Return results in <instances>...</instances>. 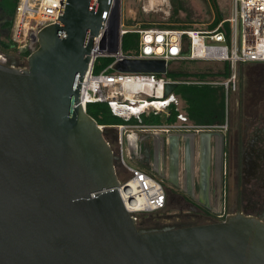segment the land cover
<instances>
[{
  "label": "water",
  "instance_id": "1",
  "mask_svg": "<svg viewBox=\"0 0 264 264\" xmlns=\"http://www.w3.org/2000/svg\"><path fill=\"white\" fill-rule=\"evenodd\" d=\"M110 3L63 0L27 68L0 51V264H264L258 219L144 229L126 208L120 189L131 185L107 139L116 128H100L80 102ZM140 9L124 0L126 27ZM119 71L160 73L165 63L126 61Z\"/></svg>",
  "mask_w": 264,
  "mask_h": 264
},
{
  "label": "built area",
  "instance_id": "2",
  "mask_svg": "<svg viewBox=\"0 0 264 264\" xmlns=\"http://www.w3.org/2000/svg\"><path fill=\"white\" fill-rule=\"evenodd\" d=\"M156 1L141 0V13L150 15L155 10ZM162 1L164 8L169 0ZM62 3L63 0H19L11 33L12 48L27 52L28 56L25 57L28 59L38 49L41 30L58 20ZM214 8L217 10V7ZM220 17L222 20L217 26L210 28V25L208 30L164 25L145 28L140 23L126 27L124 0H111L107 20L94 38L91 62L80 91V102L86 111L89 104L105 103L114 116L126 122L125 125L112 126L116 128L118 138H114V134L110 135L118 145L117 162L131 176L128 181L131 187H122L121 196L126 208L135 214L138 222L142 214L166 209L167 191L162 181L129 165L124 135L138 130L153 133L227 132L230 125L227 105L232 94L240 91L241 67L245 64H264V0H231L230 15L227 18L216 17L213 24ZM128 34L139 36L138 49L131 54L123 49V38ZM103 59H111L112 62L96 72L97 64ZM126 61H162L165 71H119ZM187 62L221 64L223 70L196 76L179 68ZM226 66L229 68L228 75L224 71ZM168 85H175L176 88L210 86L223 89L225 124H195L182 108L184 102L175 90L169 95L165 94ZM134 109L139 111L136 113ZM150 115L164 117L166 121L145 125L144 116ZM133 120L135 123H131ZM105 127L100 125L102 129ZM132 196L134 199H131Z\"/></svg>",
  "mask_w": 264,
  "mask_h": 264
},
{
  "label": "crops",
  "instance_id": "3",
  "mask_svg": "<svg viewBox=\"0 0 264 264\" xmlns=\"http://www.w3.org/2000/svg\"><path fill=\"white\" fill-rule=\"evenodd\" d=\"M229 138L225 131L138 130L124 135V146L129 165L163 182L167 191L166 208L173 215L190 212L215 215L224 210L225 202L213 168L219 161L218 151Z\"/></svg>",
  "mask_w": 264,
  "mask_h": 264
},
{
  "label": "flooded vegetation",
  "instance_id": "4",
  "mask_svg": "<svg viewBox=\"0 0 264 264\" xmlns=\"http://www.w3.org/2000/svg\"><path fill=\"white\" fill-rule=\"evenodd\" d=\"M243 84L241 81L240 95ZM240 107V106H239ZM236 123H230V138L218 151L217 180L221 183L225 208L215 215L190 212L176 215L177 228L214 224L231 216L243 215L264 222V112L254 104ZM165 226L145 221L141 228L161 229Z\"/></svg>",
  "mask_w": 264,
  "mask_h": 264
},
{
  "label": "rangeland",
  "instance_id": "5",
  "mask_svg": "<svg viewBox=\"0 0 264 264\" xmlns=\"http://www.w3.org/2000/svg\"><path fill=\"white\" fill-rule=\"evenodd\" d=\"M162 2H163L162 0H160V2L159 0L156 1L157 5L155 7V10L150 15H146L143 12L141 13V9H140L138 23H140L142 27L147 28V27L164 25V26H180L179 28L189 27V28L208 30L210 25L211 27L213 26V22L216 17L223 16L224 18H227L231 12V0H217L218 12L213 7L212 0H207L209 8H207L204 5V3L202 4L201 0H179L176 3L177 5L172 4V0H169L164 8L161 5ZM207 20H209V23H206ZM1 21H2V17H0V41L12 45L11 33L13 26L8 31L7 37L9 38L6 39L4 37L7 31L3 26H1ZM7 50L10 51L7 52ZM0 51L6 54L7 56H15L22 58L23 59L22 67L27 66L26 62H28V59L25 57L24 51L22 50L20 51L17 48H12V46L7 49H4L2 46H0ZM20 52H23V54ZM245 65H246L245 68L251 66V69L249 70H253L258 77L256 81H254V86L256 90L261 89L262 91H259V95L256 96L257 97L256 102L259 110L261 112H264V87H263L264 64L262 65L245 64ZM179 68L191 72L192 75L196 74V76H201L202 73L222 72L223 70L221 64L203 63V62H187V63H183L181 66H179ZM244 70L246 72L248 71V69H244ZM240 72L241 73L243 72L242 67L240 69ZM239 92L232 94V96L230 97V102L227 105L228 113L230 116V123L232 121H233L232 123H236V119H237L236 117L239 111V104L241 102L240 100L241 95ZM248 98L249 97L247 96V99ZM181 106L185 110V103ZM131 123H135V120H133ZM107 139L111 143L112 149L116 155L118 149V145L116 141L113 140L110 134L107 136ZM116 166L120 180L124 182H128L131 179V176L125 172L126 170L118 162ZM141 216H144L146 218V221L160 226H170L179 222L177 216L173 215L171 211L168 210V208L155 213L142 214Z\"/></svg>",
  "mask_w": 264,
  "mask_h": 264
},
{
  "label": "trees",
  "instance_id": "6",
  "mask_svg": "<svg viewBox=\"0 0 264 264\" xmlns=\"http://www.w3.org/2000/svg\"><path fill=\"white\" fill-rule=\"evenodd\" d=\"M179 0H172V4ZM19 0H0V17H2L3 27L7 33L4 38L8 39V31L11 29L15 19L16 7ZM214 7H217V0H212ZM222 20V17L216 20L211 28L217 26ZM170 28H179L180 26H167ZM139 36L136 34H128L123 38V49L127 54H131L138 49ZM0 46L4 49L11 47L9 43L0 42ZM10 50H7V52ZM28 55L27 52L24 53ZM112 62L111 59L101 60L96 67V72H100L104 66L109 65ZM262 65V64H257ZM246 65L242 66L243 72L241 73L243 90L240 96V104L238 116L240 117L249 112V109L257 104L256 99L261 89H255L254 81L258 78L256 73L251 69V66L245 68ZM244 69H248L246 72ZM225 75H228V66L224 69ZM246 87V89H245ZM264 87V86H263ZM175 93L181 97L185 103V110L187 111L190 119L197 125L203 126H222L226 122V103L225 94L223 89L214 87H197V86H179L175 89ZM249 97L247 99V96ZM256 97V98H255ZM255 98V99H254ZM87 113L94 118L99 125L112 127L125 125L126 122L113 115L110 107L105 103L89 104L87 107ZM166 121L164 117L155 115L144 116L143 123L145 125L162 124ZM233 122V121H232ZM146 218L140 216V224H144Z\"/></svg>",
  "mask_w": 264,
  "mask_h": 264
},
{
  "label": "bare ground",
  "instance_id": "7",
  "mask_svg": "<svg viewBox=\"0 0 264 264\" xmlns=\"http://www.w3.org/2000/svg\"><path fill=\"white\" fill-rule=\"evenodd\" d=\"M155 106H159V105L155 104ZM134 111L137 113L139 111V109H134Z\"/></svg>",
  "mask_w": 264,
  "mask_h": 264
}]
</instances>
